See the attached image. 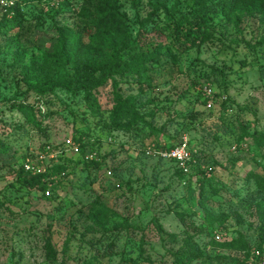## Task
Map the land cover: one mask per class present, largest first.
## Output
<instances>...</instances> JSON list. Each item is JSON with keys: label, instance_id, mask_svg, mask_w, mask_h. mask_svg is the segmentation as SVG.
<instances>
[{"label": "rangeland", "instance_id": "rangeland-1", "mask_svg": "<svg viewBox=\"0 0 264 264\" xmlns=\"http://www.w3.org/2000/svg\"><path fill=\"white\" fill-rule=\"evenodd\" d=\"M257 1L0 0V264H264Z\"/></svg>", "mask_w": 264, "mask_h": 264}, {"label": "trees", "instance_id": "trees-1", "mask_svg": "<svg viewBox=\"0 0 264 264\" xmlns=\"http://www.w3.org/2000/svg\"><path fill=\"white\" fill-rule=\"evenodd\" d=\"M258 10H264V0H258ZM180 27V25H177V29ZM183 30V29H182ZM181 30H177V33H179ZM71 42L66 43V46H71ZM89 73L92 75L95 72L101 71L104 72L107 70V65L106 64H101V65H90V67L88 68ZM148 71V68L145 66L144 62H138V64H134L129 66L127 72L125 73V75L128 76H132V77H142L143 75H146ZM199 84V83H198ZM119 106L117 108L119 115V118H129L131 115L133 117L137 116V114H133L134 109L129 105V101H119ZM225 105H229V101L227 100V102L223 103ZM138 118V117H137ZM133 123H136V118L132 121ZM250 122H248V126H249ZM116 127H119L120 125L116 122ZM243 130H245V128H243ZM176 147V146H175ZM174 148V147H173ZM192 169H195L196 166H191ZM206 175V174H205ZM255 178H260L258 176H256ZM262 180V185H264V178H261ZM25 184L31 187H39L40 186V182L39 180H37V178H33V180L27 182L26 179L24 180ZM198 183L200 184L201 187L205 186V179H198ZM40 189H43V187H40ZM184 264V263H182Z\"/></svg>", "mask_w": 264, "mask_h": 264}, {"label": "built area", "instance_id": "built-area-1", "mask_svg": "<svg viewBox=\"0 0 264 264\" xmlns=\"http://www.w3.org/2000/svg\"><path fill=\"white\" fill-rule=\"evenodd\" d=\"M204 93L206 96L211 97L213 94V91L205 87ZM222 103L227 101L226 97L221 98ZM214 106V102L210 100L207 103L208 108H212ZM154 153V155L158 156L159 158L164 159L165 161L173 162L180 170H182L184 173L190 172V166L193 164V158L190 151L189 143L188 141H183L176 147L166 150V151H159V152H150ZM86 159H89V157H86ZM25 169L28 173L36 174L39 171L35 169L34 167L30 165H25Z\"/></svg>", "mask_w": 264, "mask_h": 264}]
</instances>
